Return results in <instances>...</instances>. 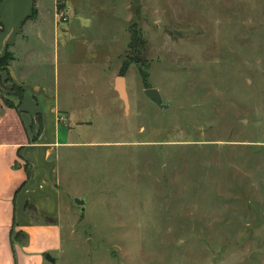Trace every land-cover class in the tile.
Here are the masks:
<instances>
[{
	"label": "rangeland",
	"instance_id": "obj_1",
	"mask_svg": "<svg viewBox=\"0 0 264 264\" xmlns=\"http://www.w3.org/2000/svg\"><path fill=\"white\" fill-rule=\"evenodd\" d=\"M62 1L41 8L70 16ZM93 5L103 29L63 30L59 66L41 65L88 121L53 156L56 264H264V0ZM137 34L147 81L136 63L120 75Z\"/></svg>",
	"mask_w": 264,
	"mask_h": 264
},
{
	"label": "crops",
	"instance_id": "obj_2",
	"mask_svg": "<svg viewBox=\"0 0 264 264\" xmlns=\"http://www.w3.org/2000/svg\"><path fill=\"white\" fill-rule=\"evenodd\" d=\"M93 1L63 0L70 12L65 22L56 10L41 8L46 0H0V57L11 56L0 68V85L24 89L19 109L0 95V264H56L63 249V196L54 154L75 144L71 126L88 121L72 117V104L61 106L54 79L41 65L53 59L59 66L63 30L76 35L103 29L106 18L95 16ZM51 4L57 7L56 0ZM117 79L114 90L120 97Z\"/></svg>",
	"mask_w": 264,
	"mask_h": 264
},
{
	"label": "trees",
	"instance_id": "obj_3",
	"mask_svg": "<svg viewBox=\"0 0 264 264\" xmlns=\"http://www.w3.org/2000/svg\"><path fill=\"white\" fill-rule=\"evenodd\" d=\"M143 43H144V40L143 38L140 37V34H137L134 36V41L129 46L131 52L128 51L126 54V58L128 59V62L127 63L124 62L120 69L121 76L126 74L127 69L129 67L128 65H130V63H136L137 65H139L140 72L144 78V81H147V78H146L147 76L143 72V65H142ZM10 59H11V56L8 54V52L3 57H0V68L6 67L7 65H9ZM4 86H5L4 83H1L0 93L2 92L1 89ZM23 95H24V89L21 86L14 84L9 90L7 89L4 92V94L1 95V97L7 106L19 109V105H20L19 103L22 101ZM28 208H30V210H33L32 205L31 206L28 205ZM12 235H13L12 242L14 243L16 240L15 237L18 234L17 233L15 234L13 230Z\"/></svg>",
	"mask_w": 264,
	"mask_h": 264
},
{
	"label": "water",
	"instance_id": "obj_4",
	"mask_svg": "<svg viewBox=\"0 0 264 264\" xmlns=\"http://www.w3.org/2000/svg\"><path fill=\"white\" fill-rule=\"evenodd\" d=\"M123 79L124 78H122V77H119V79H118V82L120 83L119 84V91H120L121 95L123 96V98L126 99V95H125V92H124V89H123ZM145 92L157 104L162 105V100H161L160 94L157 91V89H155V88H147L145 90ZM75 201H76V204L81 206L82 212H84L85 211V200L76 198ZM46 258H47V260H49L51 262H55V259L53 257H51L50 254H47Z\"/></svg>",
	"mask_w": 264,
	"mask_h": 264
},
{
	"label": "built area",
	"instance_id": "obj_5",
	"mask_svg": "<svg viewBox=\"0 0 264 264\" xmlns=\"http://www.w3.org/2000/svg\"><path fill=\"white\" fill-rule=\"evenodd\" d=\"M59 20L60 21H68L69 20V14L68 13H64V14H59ZM62 119L64 120V117H62Z\"/></svg>",
	"mask_w": 264,
	"mask_h": 264
}]
</instances>
